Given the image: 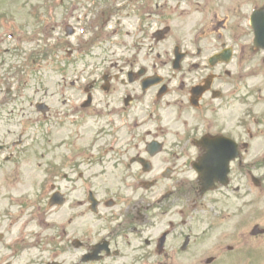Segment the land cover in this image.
Listing matches in <instances>:
<instances>
[{
    "label": "rangeland",
    "instance_id": "obj_1",
    "mask_svg": "<svg viewBox=\"0 0 264 264\" xmlns=\"http://www.w3.org/2000/svg\"><path fill=\"white\" fill-rule=\"evenodd\" d=\"M54 1L0 0V84L5 81H11L10 83L14 81L11 85L5 84L7 85L6 88L12 87L13 90L5 97L0 98V142L14 141L18 132L23 127L26 129L22 137L25 141V152L23 151L10 162L5 160L4 156L6 154L0 155V222L2 228V215L9 204L8 192L20 195L21 198L31 196L39 187L45 170H52L54 173L57 170L61 174L58 184L60 191L65 193L69 199L79 196L78 199L81 200L83 194L80 186L86 187V180H90V154L97 155V153L106 155L105 163H108L107 167L103 164L104 168L94 164L95 171L99 173L100 170L102 171L101 174H96L93 179L97 194L100 197L103 195L112 196L113 198H117L116 196L124 197V202H133L132 206L134 208L132 207L130 211H134L137 206H135L133 200L137 195L134 198H129L131 191L125 190L120 180V173L125 170V166L118 165L114 158L120 157V159L129 160L130 156L132 157L137 152L144 150L145 142L150 138L147 131L154 132L153 129L156 127L159 128L158 137L160 139L163 137L165 139L163 140L164 144L169 146L170 139L173 138L175 132H180L184 127L182 119L190 118L191 115L176 118L177 105L172 104L171 108L167 110H164L167 104L161 105L162 111L158 112L160 116L158 120H152L148 124H140L139 133L142 141L138 149L134 148V142L129 139L125 132L120 133V135L118 133H106L105 130L108 125L106 114L97 113L95 115V113H90V108H80L77 112L78 119H67L63 124H60L56 117L65 108L61 95L65 94L66 97L72 96L76 99L85 98L84 89L85 86L90 84V74L92 73L90 62L91 66L93 63L99 62L97 68L92 67L93 73L102 72L105 69L109 71L107 66L111 65L108 58H115L107 57V52L103 50L106 47V41L103 40L102 42V38L107 36L106 29H103L98 37H95L92 33L90 34V24L85 23L87 12L81 10L84 5L86 6L88 0H80L83 4L80 8L76 7L74 11L75 16L81 14L83 16L84 23L81 25V29L77 28L76 32L78 31V34L75 35L84 36L82 38L73 37L72 35L67 36L62 28L59 30L58 27H54L55 25L62 26L63 21L57 22L54 26L46 23L44 15L54 19L56 13H58L57 18H64L66 14L62 7L54 4ZM191 1L193 3L190 6H186L184 2L181 5L175 4L177 7L169 4L170 7L166 11L168 17L170 16L167 24L169 23L171 30L166 36L169 41L163 40L160 44L168 47L172 40L188 38L197 25V22L193 21L202 19L200 14L193 10L196 7L203 8L210 19L214 15L218 20L224 19V26H222L223 29L220 32L224 39L229 41L233 34L246 33L242 30L245 25L241 16L251 11L253 7L264 3V0ZM114 5L113 2L109 4L110 7H114ZM148 5L149 8H152L151 2ZM118 6V4L115 5V7ZM191 6L193 7L190 9ZM73 19L74 17H72ZM183 20L189 22V24L183 23ZM71 24L75 28L77 22ZM54 32H58L57 34L60 37L57 43H54L57 36ZM213 33H208V36L211 37ZM90 37L94 40L93 56L96 55V58L90 59V54L84 55L79 49L76 54L77 62L73 63L68 60L66 50H72V47L90 48ZM211 50L212 48L207 49L208 52ZM115 52L121 56L122 51L120 49H115ZM246 56H249V52ZM261 56L262 54L255 52L250 54V58L255 65L254 76L256 74L263 75L264 73V61H260ZM243 78L247 79V74ZM242 86H246L245 80ZM120 88L122 87L119 86L118 91L116 90L113 93V97L118 98ZM3 90L0 87V91ZM96 94L99 95V92H96ZM175 98L179 99L176 96ZM35 101L44 102L49 107L47 115L43 116L41 113H36L33 106ZM100 104L102 107L103 105L106 106L107 100H103ZM37 124L42 127V131L48 130L49 132L40 133L39 137L36 138L35 135L37 134H34L33 130L37 128ZM98 127L100 130L96 132ZM161 156L162 154L159 158ZM149 161L152 164L153 161ZM137 167L141 170L140 166L137 165ZM77 174H81L82 177L78 178ZM142 176L145 179L150 178L151 172L143 171ZM88 186L90 187V183ZM119 187L120 190H118ZM141 192L142 190H139L138 194ZM118 203V205L122 204L120 201ZM257 206L237 207L222 215H213L204 211H200L199 215L194 214L191 217L190 226L198 236L191 241L192 251H169V255L163 264H195L197 259L205 255H214L220 250L216 245L215 239L217 236L222 245L252 246V248L255 247L256 250L264 253V236L252 235V237H247V232L245 236H241L239 231L236 236L233 232L234 221H242L247 216L244 212L246 210H250L249 215L252 220L254 222L261 221L260 228H264L263 219L253 213V209H256ZM82 210L83 207L80 206V215ZM142 210L139 208V211ZM69 211L66 207H63L58 216L64 217ZM147 213L149 215L148 221L137 219V222H140L138 226L144 231V237L153 238L150 236L166 227V219L153 217V212L150 209L147 210ZM89 214V212L85 213L83 218L80 219L78 223L79 232L86 228L88 230L90 227L93 231L97 230V223L90 219ZM90 221H92L91 224ZM176 223H182L181 214L177 215L174 224L175 230L169 235V241L178 243L180 240L173 239H176L178 236L177 231L183 227L175 226ZM258 232L256 231V234ZM232 235L237 237L238 244L231 239L233 238L230 237ZM210 245H212L211 248L207 250ZM226 256L229 259L224 264H231L232 259L237 258L236 255L231 254ZM71 257L73 256L63 254L59 259L68 260ZM263 261L264 257L260 258V261L255 262V264H261Z\"/></svg>",
    "mask_w": 264,
    "mask_h": 264
},
{
    "label": "flooded vegetation",
    "instance_id": "obj_2",
    "mask_svg": "<svg viewBox=\"0 0 264 264\" xmlns=\"http://www.w3.org/2000/svg\"><path fill=\"white\" fill-rule=\"evenodd\" d=\"M129 1L134 3L121 1L123 10H126L128 16L135 12L137 20L132 23L129 17L127 23L134 30L126 32L127 38L120 41L122 56L110 59L111 66H107L109 71L106 70L103 75L105 83L102 87L109 93L105 108L110 113H120L122 117H125L126 113L136 116L138 129L146 119V112L143 113L144 105H148L149 101L159 102L161 96H166V103L169 104V98L176 94L183 116L191 114L192 119L184 118L183 135L170 139L164 153L165 139L158 137V131H147L150 138L145 142L144 150L136 153V158L142 156L153 161L152 164L150 162L149 170L152 175L150 178H143L142 169L129 175V180L135 181L137 188L142 190L137 195L135 204H146L139 206L143 209L142 211L138 209L140 220H149L148 209L152 210L153 217L156 218L165 219L171 212L166 228L172 231L169 233L168 230H162L157 236L150 237L155 236V239H158L161 234L166 233L170 239L169 234L175 230L177 215L181 214L182 223H176L175 226L183 228L177 231L178 236L173 239L180 240L179 248L174 247L169 251L181 252L180 250H185L189 245L188 251L191 252V241L198 236L190 226L194 214L199 215L200 211H204L222 215L237 207L264 206V74L254 76L255 65L251 61L253 68L248 74L246 88H240L238 75L241 76V73L236 66H232L233 72H229L226 68L230 63L224 64L219 60L212 63L210 57L224 45L220 33L224 22L219 21L216 15L211 19L210 28L217 34L220 42L212 38L209 41L197 42L185 39L183 51L176 52L174 44L171 51H166V56L160 58L156 51L158 40L155 42L146 40L147 28L155 26L163 28L167 24V16L162 14L167 4L160 3V0ZM150 2L152 8H149ZM106 11L110 12L107 9L100 14L105 15ZM155 16L156 20L153 19ZM94 22L91 26H94ZM154 35L159 37L158 33L151 34ZM209 48L212 50L208 52ZM176 53H182L178 63H175ZM174 66L177 67V71ZM158 73L161 75L157 76ZM145 80L148 81L144 84ZM119 86L122 88L118 98L113 97ZM121 89L126 92L127 97H122ZM149 116L152 119L157 118L152 112ZM141 141L142 139H137L135 149L139 148ZM150 141L160 142L159 154L155 156L148 154L146 143ZM161 154L162 156L155 162V158ZM120 160V157L114 158L118 165L121 164ZM131 165L140 166L138 163H129L128 166ZM150 181L153 182L150 188L142 185V182L146 184ZM127 189L131 191L134 186L128 185ZM91 197L97 198L99 207L105 205L109 199L96 194ZM244 212L247 216L242 221L233 223L234 234L237 236L239 231L241 236H245L246 232L247 237L264 236V228H259L262 222H254L249 215L250 210ZM258 217L264 221V216ZM123 220L124 222H116L108 218L105 239L109 243L111 254L104 257L101 264L137 262L134 258L128 260L127 252L119 253L114 247L115 240L120 236L118 233L120 228L121 232L124 231V234L128 235L136 234L134 231L140 228L138 226L140 222L134 223V219ZM255 226L258 228L255 229ZM256 230L259 231L257 234L254 233ZM91 234L90 232V249L95 244ZM142 234L138 233L139 236ZM216 239L220 250L211 257L212 262L221 257L222 251L226 255H233L236 248L233 244L222 245L218 236ZM231 239L238 244L237 237ZM151 243L153 240L150 241V238L143 239L144 246L141 252L151 257L155 264H163L169 251L160 254L155 245L150 247ZM202 260L204 258L197 259L195 264H200ZM49 262H54V259H49ZM63 263L71 264V261L68 259Z\"/></svg>",
    "mask_w": 264,
    "mask_h": 264
},
{
    "label": "water",
    "instance_id": "obj_3",
    "mask_svg": "<svg viewBox=\"0 0 264 264\" xmlns=\"http://www.w3.org/2000/svg\"><path fill=\"white\" fill-rule=\"evenodd\" d=\"M256 40L263 41L264 40V28L258 27L256 30Z\"/></svg>",
    "mask_w": 264,
    "mask_h": 264
}]
</instances>
